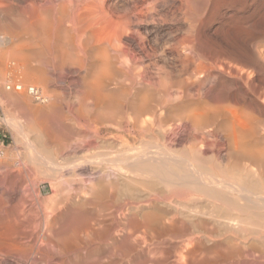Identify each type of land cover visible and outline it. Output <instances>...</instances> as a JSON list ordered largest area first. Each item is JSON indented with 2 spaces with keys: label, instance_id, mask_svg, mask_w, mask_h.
Returning <instances> with one entry per match:
<instances>
[{
  "label": "rangeland",
  "instance_id": "1",
  "mask_svg": "<svg viewBox=\"0 0 264 264\" xmlns=\"http://www.w3.org/2000/svg\"><path fill=\"white\" fill-rule=\"evenodd\" d=\"M91 20L95 22L97 20L104 24H102L104 31L98 48L87 37L88 30L92 29L93 23H95H89ZM105 20L107 23L104 22ZM0 36H4L6 39L5 43L0 44V51H6V60L0 65V143L3 142L4 149V156H0V204L2 205H0V220L3 219L0 221V232L2 233L0 235L3 236H0V264H128V261L129 263L132 261L130 264H137L141 257H144L142 259L145 264H166L167 262V264H174L176 261L175 264H180L182 260L183 264H197L196 260H191L188 256L183 259L178 257L180 254L186 255L185 249L181 250L180 247L184 240H175L172 237L177 236L174 233L181 230L172 223L183 219L180 212L186 211L187 207L180 194L184 188L172 183L171 179L163 178L164 176L141 174L139 166L128 162V157H133L141 149V151L153 150L155 147L159 148L160 145L161 149L164 147L167 151L184 157L202 169L231 179V181L235 179L234 183L264 194V164H253L250 159L236 152L231 132L234 126L240 124L241 119L244 120L241 122V125L244 124V126L256 123L253 140L257 147L264 149V130L261 132L264 129V100L263 96L258 98L259 95H264V91H262L264 89V83L262 84L264 81V64L262 65L264 60L262 63L260 62V59L264 57V0H0ZM14 44L16 47L19 45L20 48H15ZM253 48L257 54L254 53ZM14 49H16V52L13 51L15 54L12 52ZM94 49L107 55L110 63L103 77L105 84L103 94L108 96L106 100L96 98L93 94L90 95L86 87L90 80L95 79V74H97L95 71H98L99 60L93 56ZM261 50L263 51L261 52ZM203 52H206L207 56L204 55V57ZM22 53L24 55H21ZM258 54L259 57H263H257ZM237 55L240 56L237 57ZM186 59L188 62H183ZM216 59L217 64L213 65L214 68L204 67L202 69L205 71L200 72L202 69L199 67H202V63L208 62L207 64L210 65ZM195 61L197 63L200 61L198 66ZM219 61L241 65L244 68L250 67V70L254 69V82L248 85L236 77H231L228 72H222L216 67L220 63ZM248 61L250 62L249 66ZM188 66L192 68L190 69ZM189 72H195L197 75L193 73L191 84L190 79L189 81L186 79ZM177 74L179 77L181 75L179 82L176 80ZM182 75H184V79ZM258 77L262 78L259 80ZM182 80L186 81L182 82ZM214 80H218L217 83ZM14 83H22L24 88L28 85L38 87L42 94L46 95L47 100L37 101L26 93L24 88L14 89L12 87ZM231 84H235V86ZM7 85H11V88L7 89ZM190 86L193 88L189 91ZM203 86L207 89L204 90ZM261 87H263L262 90ZM217 89L221 91H217ZM225 89H227V94ZM258 89L261 91L259 92ZM180 92L181 94H178ZM211 93H215L216 96L214 95L213 98ZM210 94L211 96H209ZM225 94L228 97L233 94V97L228 98ZM201 95L203 98H198ZM143 97H146L148 101L145 98L146 102L140 106L139 101ZM253 100L256 102L254 105ZM212 101L214 103L217 101L219 104L223 102L222 104L226 107L229 105L230 109L235 110H232V113L236 114V117L231 115V111L230 115L233 118L241 119L230 118L231 149L225 138L226 131L221 129L216 134L221 138L216 137L217 141H220L219 153L201 155L196 150L190 149L194 144L190 136L193 132L202 133V130L194 128L186 115L199 106L212 105ZM257 105H261L262 109ZM256 108L257 111L254 110ZM106 110L109 111L106 112ZM153 110L156 115L163 117L161 124L154 118ZM163 112L165 113L162 114ZM256 112L262 115L259 116ZM106 114L110 116L114 114L115 118L112 119ZM134 114L135 116H131ZM170 114L174 116L172 117ZM179 114L182 116H176ZM176 121L180 123L177 124ZM141 124L144 131L139 134L138 129ZM165 125L167 126L165 127ZM258 125L263 128H259ZM18 127L20 128L18 129ZM203 130L205 131V129ZM181 133L183 134L179 135ZM178 136L180 138L182 136L183 140H179ZM165 137L168 138L165 139ZM75 138L79 140L77 141ZM93 138L96 139V142ZM176 139L179 140V143L174 141ZM44 140L46 141L44 142ZM185 142L189 143L185 144ZM30 143L33 147L29 145ZM148 145L149 149L146 148ZM34 146H37V149ZM61 150L65 152L63 153ZM59 153L61 156H58ZM110 153L113 156L109 155ZM216 154L220 157L218 158ZM38 155L39 157H37ZM41 156L47 158L51 163L42 160L40 162ZM105 160L111 163L108 161L107 163ZM113 160L118 163H114ZM62 162L65 165H60ZM113 166L115 168H112ZM132 168H136L138 172L135 169L132 171ZM54 173L55 175H53ZM59 174L63 176L61 177ZM75 177L77 179H74ZM115 197L116 201H114ZM107 203L110 204L107 205ZM211 205H215L214 208L219 212H227L230 215L238 214L244 219L246 225L242 223L241 230L230 229L232 231L230 233L227 229L211 224L209 228L212 226V229L215 228L217 232H222L216 233L211 243L208 242V244L228 240L230 248H241L247 255L237 260L238 262L226 264H240L241 262V264H264V207L238 202L231 193L230 199L226 201L215 199ZM156 208L164 211L166 222L164 218L163 222L170 226L168 232L171 234L166 233L159 238L154 235L152 240L146 229L133 228L129 221L135 217L140 219L144 213ZM69 217L73 219H69ZM45 219L47 220L45 221ZM65 220L66 223H64ZM124 224L127 225V231ZM154 230L160 231L159 228ZM234 230L238 233L237 235H235L236 232L233 233ZM126 233L131 236L128 237ZM124 234L127 236H123ZM164 238L166 244L164 243L163 247L167 245L171 252L166 251L167 246L162 248L164 251L159 247V249L149 250L156 248L152 244H159V239H163L164 242ZM145 239L148 242H144ZM7 240L12 241L8 242ZM14 241L20 242L14 243ZM35 241L39 242L35 243ZM19 243H21L20 248ZM171 243H174L175 246L173 247L174 244ZM9 244L10 246H8ZM42 244L44 246H41ZM49 244L52 247H49ZM141 247L143 248L141 249ZM28 248L32 250L30 251ZM49 248L52 249V252H57L52 253ZM26 249L29 251L26 252ZM154 250H158L156 255L149 252ZM44 251L50 253L44 254ZM39 253L44 257L46 255V260ZM200 253L203 254L201 251L196 252L197 258L198 255H201ZM48 254L50 258H48ZM164 255L166 256L160 259ZM62 257L63 259H61Z\"/></svg>",
  "mask_w": 264,
  "mask_h": 264
},
{
  "label": "bare ground",
  "instance_id": "2",
  "mask_svg": "<svg viewBox=\"0 0 264 264\" xmlns=\"http://www.w3.org/2000/svg\"><path fill=\"white\" fill-rule=\"evenodd\" d=\"M89 4V3H88ZM62 7H64V6H62ZM60 9V8H59ZM90 9V8H89ZM63 10H64V8H63ZM61 11V10H60ZM102 12V11H101ZM98 14H101V13H98ZM92 15V14H91ZM101 16V15H100ZM95 17V16H94ZM99 17V16H98ZM100 18V17H99ZM93 19V18H92ZM101 19V18H100ZM103 19H104V17H103ZM103 21V20H102ZM93 22H95V21H93V20H91L89 23H93ZM104 22H106V20L104 21ZM88 23V22H87ZM107 23V22H106ZM102 24L103 23H101V22H99V21H97L96 20V22L95 23H93V28L92 29H89L88 31H89V33H88V40H92L91 42L92 43H94V44H96V45H94L95 47H99V42L101 41V37H102V33H103V31H104V28L102 27ZM41 25H44V24H41ZM92 25V24H91ZM104 25V24H103ZM87 26H89V25H87ZM45 27V26H44ZM257 32V31H256ZM259 33H261V32H259ZM258 33V34H259ZM65 35V34H64ZM5 38H4V36H0V42H1V44H3V43H5ZM92 45V44H91ZM12 46V45H11ZM14 46H15V48H20L19 47V45H17V47H16V44H14ZM248 47V46H247ZM246 47V48H247ZM12 48H14V47H12ZM17 48V49H18ZM11 49V48H10ZM21 50V49H20ZM259 50V49H258ZM257 50V52H259ZM11 51V50H10ZM13 51H15L16 52V49H14V50H12V52ZM253 51H254V48H253ZM263 50H261V52H262ZM7 52H9V51H7ZM19 52V51H18ZM95 52V53H94ZM98 52V53H97ZM256 52V50L254 51V53ZM260 52V53H261ZM14 53V52H13ZM93 56H94V58L95 59H97V60H99V63H98V71H95L97 74H95V79H93V80H90L89 82H88V84H87V90H88V93H90V95L91 94H93L96 98H103L104 100H106L107 98H108V96L106 95V94H103V90H104V88H105V84H104V82H103V77H104V72L108 69V67H109V65H110V63H109V59H108V57H107V55H105L103 52H101V51H96V49H94L93 50ZM97 53V54H96ZM206 53V52H205ZM205 53L203 52V56L205 55ZM251 53H253L252 51H251ZM264 53V52H263ZM263 53H261V55H263ZM8 54V53H7ZM12 54V53H11ZM10 54V55H11ZM15 54V53H14ZM13 54V55H14ZM16 54H18L19 55V53H16ZM96 54V55H95ZM207 54H209V53H207ZM213 54V53H212ZM215 54V53H214ZM219 54V53H218ZM236 54V53H235ZM255 54H257V53H255ZM21 55H24L23 53L21 54ZM200 55V54H199ZM211 55V54H210ZM209 55V56H210ZM231 55H233L234 56V54H231ZM15 56V55H14ZM17 56V55H16ZM187 56V55H186ZM194 56V55H193ZM196 56H197V54H196ZM205 56H207V55H205ZM204 56V57H205ZM216 56H217V54H216ZM215 55H214V57H216ZM233 56H230V57H233ZM238 56H240V55H237V57ZM256 56V55H255ZM5 57H6V51H0V65L2 64V63H4V60H6L5 59ZM195 57V56H194ZM197 57H199V56H197ZM202 57V56H201ZM204 57H202V58H204ZM218 57V56H217ZM257 57H259V54L257 55ZM260 57H263V56H260ZM259 57V58H260ZM189 58V57H188ZM191 58V57H190ZM200 58V57H199ZM199 58H198V60H199ZM211 58V57H210ZM212 58H213V55H212ZM226 58H227V56H226ZM241 58H242V56H241ZM259 58H257V59H259ZM183 59V58H182ZM185 59V58H184ZM206 59V58H205ZM209 59V58H208ZM207 59V60H208ZM221 59V58H220ZM220 59H218V60H220ZM236 59V58H235ZM240 59V58H239ZM245 59V58H244ZM247 59V58H246ZM188 59H186V60H183V62L184 61H186V63L188 62L187 61ZM192 60V59H191ZM190 60V61H191ZM195 60H196V57H195ZM213 60V59H212ZM222 60V59H221ZM242 60H243V58H242ZM241 60V61H242ZM248 60V59H247ZM251 60H253V59H251ZM261 61V63H262V61L264 60V57L262 58V59H260ZM189 61V62H190ZM200 61H201V59H200ZM200 61H198V63L200 62ZM245 61V60H244ZM244 61H242V62H244ZM254 61V60H253ZM258 61V60H257ZM256 61V62H257ZM196 62V61H195ZM203 62H205V61H203ZM207 62V61H206ZM212 62V61H211ZM220 62V61H219ZM223 62H224V60H223ZM223 62H220L216 67H218L220 70H222V72L223 71H226V72H228L229 74H230V76L232 77H236V78H238L239 80H241V81H243L244 83H246V84H250V83H253L254 82V80L255 79H253V68H252V66H251V69H253V70H250L248 67L247 68H244V67H241V65H236V64H233V63H231V64H227V62H225V63H223ZM235 62V61H234ZM247 62V61H246ZM245 62V63H246ZM185 63V64H186ZM197 63V62H196ZM198 63H197V66H198ZM208 63V62H207ZM206 63V64H207ZM250 62L248 61V66L250 65L249 64ZM258 63H259V61H258ZM184 64V65H185ZM206 64H203L202 63V67H199V68H204V67H206V68H212L213 67V65H216L217 64V59H216V61H213V63H210V65H206ZM240 64V63H239ZM246 64V65H247ZM251 64H253V66H254V63L253 62H251ZM256 64V63H255ZM264 64V62L262 63V65ZM192 65H194V64H192ZM257 65V64H256ZM186 66V65H185ZM190 69L192 68V67H190V66H188ZM215 67V68H216ZM255 67V66H254ZM263 67V66H262ZM194 68V67H193ZM196 68V67H195ZM214 68V67H213ZM182 69V68H181ZM257 69H258V67H257ZM186 70L188 71V69L186 68ZM198 70V69H197ZM196 70V71H197ZM207 71H208V69H206ZM219 70V71H220ZM190 71V70H189ZM195 71V70H194ZM195 71V72H196ZM205 70L204 69H202V70H200V72H204ZM216 71H218V70H216ZM257 71V70H256ZM195 72H193L195 75H196V73ZM199 72V71H198ZM209 72V71H208ZM222 72H220V73H222ZM180 73L182 74V72L180 71ZM190 73V72H189ZM193 73L191 72L189 75H188V78H186L188 81H189V79H190V81H191V78L193 79ZM213 73V72H212ZM215 73V72H214ZM257 73V72H256ZM206 74V73H205ZM209 74V73H208ZM259 74H260V72H259ZM178 75V74H177ZM177 75L175 76V78L177 77ZM185 75V74H184ZM184 75H182V78L184 79L185 77H183ZM202 75V74H201ZM210 75V74H209ZM218 75H219V73H218ZM197 76V75H196ZM211 76V75H210ZM209 76V77H210ZM212 76H213V74H212ZM226 76V75H225ZM255 76V75H254ZM258 76V75H257ZM261 76H262V74H261ZM180 77H181V75H180ZM180 77H179V75H178V78L176 79L177 80V82H179L178 80H181L180 79ZM229 77V76H228ZM264 77V76H263ZM206 78V77H205ZM217 78H219V77H217ZM221 78V77H220ZM223 78V77H222ZM262 78V77H261ZM261 78H259L258 77V79L260 80ZM197 79V78H196ZM208 79V78H207ZM210 79V78H209ZM208 79V80H209ZM211 79H212V77H211ZM210 79V80H211ZM226 79V78H225ZM229 79V78H228ZM232 79V78H231ZM32 80V79H31ZM139 80V79H138ZM176 80H175V82H176ZM219 80V79H218ZM217 80V81H218ZM227 80V79H226ZM186 81V80H185ZM185 81H183L182 80V82H185ZM193 81V80H192ZM192 81L190 82V84L192 83ZM214 81H216V80H214ZM214 81H211V82H214ZM217 81H216V83H217ZM262 81V80H261ZM29 82V81H28ZM207 82V81H206ZM227 82V81H226ZM229 83H230V80L228 81ZM232 82V81H231ZM260 82V81H259ZM149 83L151 84V82L149 81ZM174 83V82H173ZM181 83V82H180ZM179 83V84H180ZM221 83V82H220ZM234 83H235V81H234ZM264 83V81L262 82V84ZM17 84H19V85H22V89L24 88V86H23V84L22 83H14L13 85H12V87L14 88V85H17ZM148 84V83H147ZM205 84V83H204ZM207 84V83H206ZM209 85H210V82L208 83ZM214 84V83H213ZM218 85V84H217ZM217 85H215V86H217ZM232 85V84H231ZM230 85V86H231ZM234 86H235V84H233ZM232 85V86H233ZM238 85V84H237ZM254 85V84H253ZM11 86V85H10ZM10 86H9V88H10ZM28 86H34V85H28ZM28 86H26L24 89H25V91H26V88H28ZM208 86V85H207ZM222 87H227V86H223V85H221ZM221 86H219V88L221 87ZM229 86V87H230ZM256 86H258V87H260L259 85H256ZM263 86V85H262ZM35 88H37V89H39L38 87H36V86H34ZM148 87H149V85H148ZM195 87V86H194ZM213 87V86H212ZM251 87H253V86H251ZM258 87H256V88H258ZM264 87V86H263ZM263 87H261V90L263 89ZM193 88V87H192ZM191 88V86H190V88H189V91H190V89H192ZM204 90L205 89H207V87L206 88H204V86L202 87ZM201 88V89H202ZM209 88H211V87H209ZM213 88H215V87H213ZM218 88V87H217ZM233 89H235L234 87H232ZM15 89V88H14ZM221 89V88H220ZM219 89V90H220ZM241 89V88H240ZM245 89V88H244ZM248 90H249V88H247ZM252 89V88H251ZM40 90V89H39ZM105 90H107V89H105ZM156 90V89H155ZM215 90V89H214ZM213 90V91H214ZM218 89H217V91H219ZM226 90V94H227V89H225ZM232 90V89H231ZM242 90V89H241ZM240 90V91H241ZM259 90V92L261 91L260 89H258ZM257 90V91H258ZM135 91V90H134ZM221 91V90H220ZM239 91V90H238ZM250 91H252V90H250ZM256 91V90H255ZM254 91V92H255ZM256 91V92H257ZM262 91H264V89L262 90ZM179 92V91H178ZM191 92H193V91H191ZM195 92V91H194ZM210 92V91H209ZM225 92V91H224ZM234 92V91H233ZM254 92H253V94H254ZM258 92V93H259ZM26 93H27V91H26ZM42 93V92H41ZM145 93H147V92H145ZM156 93V92H155ZM198 93V92H197ZM207 93V92H206ZM205 93V94H206ZM215 93H217L216 91H215ZM215 93H211V94H213V98H214V95H215ZM236 93H238V92H236ZM235 93V94H236ZM241 93V92H240ZM246 93V92H245ZM178 94H181V92L180 93H178ZM195 94V93H194ZM202 94H204V93H202ZM209 94V93H208ZM211 94L209 95V96H211ZM225 94V95H226ZM230 94V93H229ZM234 94V95H235ZM239 94V93H238ZM237 94V96L239 97V95ZM252 94V93H251ZM251 94H249L250 95V97H251ZM260 94V93H259ZM258 94V95H259ZM262 94H263V92H262ZM133 95V94H132ZM144 95V93L142 94V96ZM147 95V94H146ZM196 95V94H195ZM194 95V96H195ZM199 95H200V92H199ZM198 95V96H199ZM207 95V94H206ZM218 95V94H217ZM220 95H223V94H220ZM233 95V94H232ZM231 95V97H228L227 95V97L228 98H232L233 96ZM31 96V95H30ZM43 96H44V98H46V100H47V97H46V95H44L43 94ZM197 96V97H198ZM204 96V95H203ZM208 96V95H207ZM216 96V95H215ZM243 96V95H242ZM245 96V95H244ZM246 96H248L247 94H246ZM253 96V95H252ZM261 96H263V100H264V95H259V97L258 98H260ZM201 97H202V95L200 96V97H198V98H200L201 99ZM211 97V98H212ZM218 97V96H217ZM223 97V96H222ZM255 97H256V94H255ZM254 97V98H255ZM86 98V97H85ZM146 98V97H145ZM145 98L143 97V98H141L140 99V106H142L143 105V103L144 102H146V100H147V98H146V100H145ZM157 98V97H156ZM161 98V97H160ZM203 98V97H202ZM219 98V97H218ZM226 98V97H225ZM237 98V97H236ZM262 98V97H261ZM235 99V98H234ZM237 99H239L240 100V98H237ZM253 99V98H252ZM251 99V100H252ZM45 100V101H46ZM88 100V99H87ZM145 100V101H144ZM216 100V99H215ZM230 100V99H229ZM244 100V99H243ZM242 100V101H243ZM247 100V99H246ZM245 100V101H246ZM261 100V99H260ZM148 101V100H147ZM167 101V100H166ZM218 101V100H217ZM217 101L214 103L213 101V104L212 105H210V104H205L204 106H199V107H197L196 109H194L193 111H190L189 113H188V115H186L187 116V119H188V121L190 122V124L194 127V128H196L197 130H202V133H194L193 132V134L190 136V139L191 140H193V142H194V144L190 147V149L191 150H196L199 154H201V155H204V154H207V153H213V154H215L214 152H217V153H219L218 151L220 150L219 149V144H220V141L218 142L217 141V138L216 137H218V136H216V134H217V132L219 131V130H221V129H223V130H225L226 131V133H225V138L228 140V142H229V147H230V118H233L232 116H235L236 117V114L234 115L232 112V110H234V109H230V107H229V105H227V107L226 106H224L222 103L223 102H221V104H219V103H217ZM231 101V100H230ZM238 101V100H237ZM241 101V100H240ZM244 101V102H245ZM250 101V100H249ZM254 101V100H253ZM256 101H258V100H256ZM44 102V101H43ZM173 102V101H172ZM248 102V101H247ZM259 102V101H258ZM260 102H262V101H260ZM264 102V101H263ZM180 103V102H179ZM234 103V102H233ZM239 103H241V102H239ZM252 103V102H251ZM256 102L254 101V103H253V105L255 104ZM155 104V103H154ZM172 104V103H171ZM245 104V103H244ZM243 104V105H244ZM240 105H242V104H240ZM257 106H259V105H257ZM103 107V106H102ZM152 107V106H151ZM154 107V106H153ZM229 107V108H228ZM253 107V106H252ZM256 107V106H255ZM262 106L260 105L259 106V108H261ZM141 108V107H140ZM160 108V107H159ZM258 108V107H257ZM257 108L256 109H254V110H256L257 111ZM258 108V109H259ZM161 109V108H160ZM262 109V108H261ZM264 109V108H263ZM63 111V110H62ZM107 111H109V110H106V112ZM160 111V110H159ZM230 111H231V115H230ZM235 111V110H234ZM259 111H260V109H259ZM99 112V111H98ZM238 112V111H237ZM260 112H262V111H260ZM263 112H264V110H263ZM73 113V112H72ZM100 113H102V112H100ZM103 113H105V112H103ZM113 113V112H112ZM158 113V112H157ZM160 113H161V111H160ZM165 112H163L162 114H164ZM174 113V112H173ZM236 113V112H235ZM181 114V113H180ZM176 115V116H182V115ZM185 114H187V113H185ZM256 114H259V113H257L256 112ZM100 115V114H99ZM107 115V114H106ZM109 115V114H108ZM107 115V116H108ZM114 115V114H113ZM112 115V116H113ZM145 115V114H144ZM170 115H172V114H170ZM184 115V114H183ZM260 115H262V114H259V116ZM73 116V115H72ZM110 116V115H109ZM112 116H110L112 119L113 118H115L114 116L112 117ZM131 116H135V114L134 115H131ZM153 116H154V118L159 122V124H161L162 122H163V117L161 116V115H156V113H155V110H153ZM174 115H172V117H173ZM176 116H175V118H176ZM231 116V117H230ZM238 116V115H237ZM103 117V116H102ZM106 117V116H105ZM138 117V116H137ZM178 117H177V119H178ZM233 118V119H236V118ZM262 117V116H261ZM73 118V117H72ZM131 118V117H130ZM140 118V117H139ZM147 118V117H146ZM152 118V117H151ZM182 118V117H181ZM112 119H111V122H112ZM173 119V118H172ZM177 119H175V120H177ZM241 119V118H240ZM240 119H236V120H240ZM142 120V119H141ZM154 120V119H153ZM243 119H241V122H243L242 121ZM261 120V119H260ZM66 121V120H65ZM96 121V120H95ZM140 121V120H139ZM184 121V120H183ZM182 121V122H183ZM185 121H186V117H185ZM16 122V121H15ZM54 122V121H53ZM152 123H154L153 121H151ZM150 122V123H151ZM177 122V121H176ZM179 122V121H178ZM178 122H177V124H178ZM239 122V121H238ZM241 122H239L240 124L238 125L237 124V126H234L231 130V132L233 133V144H234V149H235V151L236 152H238L239 154H241V155H243L244 157H246V158H248V159H250L251 161H252V163L253 164H256V163H259V164H261V165H263L264 164V149L263 148H259V147H257L256 145H255V142H254V140H253V137H254V132H255V130H256V127H257V125H256V123H252V124H250V125H245L244 126V124L243 125H241ZM251 122V121H250ZM55 123V122H54ZM139 123H141V122H139ZM169 123H171V122H169ZM180 123V122H179ZM186 123V122H185ZM233 123H234V121L232 122V125H233ZM13 124V123H12ZM172 124V123H171ZM176 124V125H177ZM15 125V124H14ZM54 125V124H53ZM106 125V124H105ZM113 125V124H112ZM123 125V124H122ZM140 125V124H139ZM156 125V124H155ZM174 125V124H173ZM172 125V126H173ZM183 125H184V123H183ZM186 125V124H185ZM231 125V126H232ZM19 126V125H18ZM55 126H56V124H55ZM129 126H131V125H129ZM167 125H165V127H166ZM168 126H169V124H168ZM181 126V125H180ZM189 126V125H188ZM258 126H260V125H258ZM57 127H58V125H57ZM104 127V126H103ZM102 127V128H103ZM115 127V126H114ZM174 127H176V126H174ZM187 127V126H186ZM262 126H260L259 128H261ZM264 127V126H263ZM262 127V128H263ZM20 127H18V129H19ZM59 128V127H58ZM57 128V129H58ZM89 128H90V126H89ZM139 128L140 129H138L139 130V134H142L143 133V131H144V129L142 128V124H141V127L139 126ZM151 128V127H150ZM171 128V127H170ZM184 128H185V126H184ZM189 128V127H188ZM46 129V128H45ZM50 129V128H49ZM110 129V128H109ZM165 129V128H164ZM175 129H177V128H175ZM174 129V130H175ZM181 128L179 127V130H180ZM189 129H191V128H189ZM203 129H205V131L203 130ZM118 130V129H117ZM124 130V129H123ZM159 130V129H158ZM157 130V131H158ZM192 130V129H191ZM263 130L264 129H262V131H261V129H260V131L261 132H263ZM58 131H59V129H58ZM104 131V130H103ZM156 131V132H157ZM192 131H194V130H192ZM204 131V132H203ZM46 132V131H45ZM60 132V131H59ZM99 132H101V131H99ZM152 132V131H151ZM159 132V131H158ZM171 132V131H170ZM174 133H175V131H173ZM172 132V134H174ZM260 132V133H261ZM63 133V132H62ZM79 133H80V131H79ZM178 133V132H177ZM96 134V133H95ZM101 134V133H100ZM149 134V133H148ZM169 134V133H168ZM183 133H181V134H179V135H182ZM45 135V134H44ZM57 136H58V134H56ZM55 135V136H56ZM68 135V134H67ZM119 135V134H118ZM170 135V134H169ZM186 135H188V134H186ZM189 135H190V133H189ZM188 135V136H189ZM259 135V134H258ZM263 135V134H262ZM93 136V135H92ZM91 136V137H92ZM129 136V135H128ZM168 136V135H167ZM220 136V135H219ZM46 137V136H45ZM47 137H48V135H47ZM87 137V136H86ZM127 137V136H126ZM160 137H161V133H160ZM170 137V136H169ZM173 137V136H172ZM179 137V136H178ZM67 138V137H66ZM79 138V137H78ZM168 137H165V139H167ZM171 138V137H170ZM175 138V137H174ZM187 138V137H186ZM189 138V137H188ZM219 138V137H218ZM52 139V138H51ZM74 139V138H73ZM73 139H71V140H73ZM76 140H77V138H75ZM82 139V138H81ZM80 139V140H81ZM94 139V138H93ZM162 139V138H161ZM219 139H221V138H219ZM79 140V139H78ZM77 140V141H78ZM83 140V139H82ZM87 140V139H86ZM96 139H94V141H95ZM169 140V139H168ZM173 140V139H172ZM171 140V141H172ZM177 140V139H176ZM174 140L175 142H178L179 140H183V137L181 136V138L179 137V140ZM189 140V139H188ZM191 140H190V142H191ZM39 141H41V140H39ZM46 140H44V142H45ZM76 141V142H77ZM125 141V140H124ZM223 141V140H222ZM69 142V141H68ZM86 142V141H85ZM96 142V141H95ZM167 143L169 142V141H166ZM181 142V141H180ZM184 142V141H183ZM28 143H29V141H28ZM27 143V144H28ZM64 143V142H63ZM70 143V142H69ZM87 143V142H86ZM85 143V144H86ZM89 143V142H88ZM140 143V142H139ZM179 143V142H178ZM189 143V142H188ZM188 143H186L185 142V144H188ZM222 143H224V142H222ZM221 143V144H222ZM36 144H39V143H36ZM97 144V143H96ZM31 147H33L32 146V143H30L29 144ZM29 145H28V147H29ZM40 145V144H39ZM48 145V144H47ZM50 145V144H49ZM89 145V144H88ZM102 145V144H101ZM109 145V144H108ZM159 145V144H158ZM163 145V144H162ZM224 145H225V143H224ZM70 146V145H69ZM81 146V145H80ZM97 146V145H96ZM139 146V145H138ZM151 146H152V144H151ZM166 146V145H165ZM221 146V145H220ZM64 147V146H63ZM140 147V146H139ZM141 147H142V145H141ZM146 147V146H145ZM149 147V145L146 147L147 149H149L148 148ZM162 147V146H161ZM224 147V146H223ZM232 147V146H231ZM231 147H230V149H231ZM34 148L35 149H37V146H34ZM47 148V147H46ZM76 148V147H75ZM90 148H91V146H90ZM134 148H135V146H134ZM150 148H152V147H150ZM49 149V148H48ZM68 149V148H67ZM72 149V148H71ZM224 149V148H223ZM225 149H226V147H225ZM70 150V149H69ZM75 150V149H74ZM79 150V149H78ZM78 150H76V151H78ZM109 150V149H108ZM142 150V149H141ZM140 150V152H137L136 153V155H133V157L132 156H129L128 157V155H131V154H128L127 156H125L126 158L128 157L129 159V161L128 162H130L131 164H135L136 166H139L140 167V170H139V168L137 167V169L140 171V173L141 174H145V173H148V175L149 174H152V175H154V176H156V177H162V176H164L163 178H168V179H171L172 181V183H175L176 185H178V186H181V187H183L182 189V191H180V194H181V197L183 198V201H184V203H186V205H187V207L185 208L186 209V211H182V212H180V215H181V217L183 218V219H181L180 221H178V222H174L173 221V225H176V226H178L181 230H179V232H175L174 234L175 235H177V236H172L173 238H175V240L176 239H182V240H184L183 241V243H181V245H180V247H181V250L182 249H185V251H186V255H179V254H176V255H179L178 257H181V259H183L184 257H186V256H188V257H190V259L191 260H196L197 261V264H226V263H231V262H235V261H237V260H239L240 258H243L244 256H247L246 255V253H244V250H241V248H230V241H228V240H226V241H220V242H214V243H212V244H208V242H210L211 243V241L213 240V237H215V235H216V233H218V232H222V231H218L217 232V230H215V228L214 229H212V226H211V228H209L210 226L209 225H211V224H214V225H216L217 227H221V228H224V229H227V230H229L230 231V229H240L241 227H242V223H244L245 224V222L243 221L244 219H242V217H240L238 214H236V215H230V213H227V212H219L217 209H215L214 208V206L213 205H211V203H214V201H215V199H221V200H223V201H226V200H228V199H230V193L234 196V198L238 201V202H244V203H251V204H253V205H255V206H258V207H264V194L263 193H261V192H258V191H255V190H251V189H249V188H247V187H245V186H243V185H241V184H237V183H234L235 181H233V180H235V179H233L232 181H231V179H227V178H225V177H221V176H219V175H217V174H215L214 172H211V171H207V170H205V169H202V168H200L199 166H197L195 163H193V162H191V161H189V160H187V159H185L184 157H182V156H180V155H178V154H174V153H171V152H169V151H167L164 147L161 149L160 148V145H159V148L158 147H155L153 150H146V151H141ZM62 151V150H61ZM75 151V152H76ZM130 151H131V149H130ZM135 151V150H134ZM225 151V150H224ZM63 152V151H62ZM65 152V151H64ZM63 152V153H64ZM72 152H73V150H72ZM82 152V151H81ZM104 152V151H103ZM128 152V151H127ZM136 152V151H135ZM61 153V152H60ZM58 154V156L60 155L61 156V154ZM62 153V154H63ZM68 153H69V151H68ZM77 153V152H76ZM112 153V152H111ZM109 154V155H112L113 156V154ZM119 153V152H118ZM118 153H116L117 155H118ZM129 153V152H128ZM221 153H222V151H221ZM37 154H38V152H37ZM54 154V153H53ZM70 154H71V152H70ZM78 154V153H77ZM105 154V153H104ZM114 154H115V152H114ZM135 154V153H134ZM67 155H69V154H67ZM73 155H74V153H73ZM73 155H71V156H73ZM108 155V154H107ZM116 155V156H117ZM124 155V154H123ZM208 155V154H207ZM0 156H4V152H3V150H1V153H0ZM63 156V155H62ZM65 156V155H64ZM216 156H218L217 154H216ZM37 157H39V155L37 156ZM68 157V156H67ZM131 157V158H130ZM220 156H218V158H219ZM41 159H39V161L41 162V160L42 161H44V162H47V163H51L50 161H48L47 160V158H44V157H40ZM63 158V157H62ZM95 158V157H94ZM125 158V159H126ZM217 158V159H218ZM223 158V157H222ZM49 159V158H48ZM61 159V158H60ZM59 159V160H60ZM79 159V158H78ZM83 159V158H82ZM89 159H92L91 157H89ZM107 159V158H106ZM113 159V158H112ZM111 159V160H112ZM116 159V158H115ZM73 160H75V159H73ZM87 160V159H86ZM109 160V159H108ZM108 160H105L106 162L108 161ZM121 160H122V158H121ZM216 160V159H215ZM219 160V159H218ZM223 160V159H222ZM36 161H38V160H36ZM72 161V160H71ZM124 162H126L125 160H123ZM220 161V160H219ZM224 161H225V158H224ZM63 162H65V161H63ZM63 162H62V164H60V165H65V164H63ZM67 162H68V160H67ZM84 162V161H83ZM86 162H88V161H86ZM109 162V161H108ZM107 162V163H108ZM113 162H114V160H113ZM112 162V163H113ZM115 162H117V161H115ZM114 162V163H115ZM118 162H119V159H118ZM117 162V163H118ZM221 162V161H220ZM53 163V162H52ZM56 163V162H55ZM66 163V162H65ZM73 163V162H72ZM77 163V162H76ZM91 163V162H90ZM95 163V162H94ZM109 163H111V162H109ZM222 163V162H221ZM221 163H219V165L221 164ZM229 163V162H228ZM36 164L38 165V163L36 162ZM43 164V163H42ZM54 164V163H53ZM82 164V163H81ZM92 164V163H91ZM104 164V163H103ZM127 164V163H126ZM125 164V165H126ZM39 165H40V163H39ZM44 165V164H43ZM69 165H70V162H69ZM72 165V164H71ZM83 165V164H82ZM87 165V164H86ZM222 165V164H221ZM229 165V164H228ZM42 166V165H41ZM57 166V165H56ZM59 166V165H58ZM75 166V165H74ZM73 166V167H74ZM79 166V165H78ZM81 166V165H80ZM115 166H116V164H115ZM248 166V165H247ZM45 167V166H44ZM51 167V166H50ZM52 167H53V165H52ZM60 167V166H59ZM90 167V166H89ZM250 167V166H249ZM66 168V167H65ZM67 168H69V167H67ZM71 168V167H70ZM75 168H76V166H75ZM84 168V167H83ZM83 168H82V170H83ZM112 168H115L114 166L112 167ZM111 168V169H112ZM252 168H253V166H252ZM54 169V168H53ZM58 169V168H57ZM85 169H86V167H85ZM84 169V170H85ZM119 169V168H118ZM129 169V168H128ZM135 169V171H137L136 170V168H134ZM133 168H132V171L134 170ZM59 170V169H58ZM57 170V171H58ZM63 170V169H62ZM71 170V169H70ZM75 170V169H74ZM78 170V169H77ZM81 170V171H82ZM88 170V169H87ZM103 170V172H104V169H102ZM130 170H131V168H130ZM253 170V169H252ZM60 171V170H59ZM79 171V170H78ZM98 171V170H97ZM112 171V170H111ZM115 171V170H114ZM119 171V170H118ZM232 171V170H231ZM75 172V171H74ZM77 172V171H76ZM109 172V171H108ZM121 172V171H120ZM138 172V171H137ZM240 172V171H239ZM102 173V172H101ZM100 173V174H101ZM105 173H106V171H105ZM104 173V174H105ZM113 173V172H112ZM118 173V172H117ZM139 173V174H140ZM231 173V172H230ZM64 174V173H63ZM110 174V173H109ZM256 174V173H255ZM53 175H55V173L53 174ZM60 175V174H59ZM68 175V174H67ZM77 175H80V174H77ZM76 175V176H77ZM87 175V174H86ZM85 175V176H86ZM108 175V174H107ZM239 175V174H238ZM237 175V176H238ZM241 175V174H240ZM239 175V176H240ZM61 176V175H60ZM63 176V175H62ZM61 176V177H62ZM83 176V175H82ZM103 176V175H102ZM243 176V175H242ZM90 177V176H89ZM107 177V176H106ZM109 177V176H108ZM83 178V177H82ZM74 179H77L76 177L74 178ZM90 179V178H89ZM107 179V178H106ZM123 179V178H122ZM159 179V178H158ZM161 179V178H160ZM12 180H14V179H12ZM73 180V179H72ZM84 180V179H83ZM88 180V179H87ZM129 180V179H128ZM89 181V180H88ZM127 181V180H126ZM79 182V181H78ZM82 182H84V181H82ZM81 182V183H82ZM119 182V181H118ZM165 182V181H164ZM167 182V181H166ZM168 182H169V180H168ZM88 183V182H87ZM53 185V184H52ZM52 185H51V187H52ZM79 185H80V183H79ZM54 186V185H53ZM89 186V185H88ZM97 187V186H96ZM118 187H121V186H118ZM139 187V186H138ZM259 187V186H258ZM53 188V187H52ZM90 188V187H89ZM88 188V189H89ZM144 188V187H143ZM143 188H142V190H143ZM85 189V188H84ZM83 189V190H84ZM92 189V188H91ZM118 189V188H117ZM141 189V188H140ZM126 190V189H125ZM185 190V191H184ZM117 191V190H116ZM120 191V190H119ZM82 192V191H81ZM84 192H85V190H84ZM118 192V191H117ZM116 192V193H117ZM122 192H124L123 191V189H122ZM130 192H132V191H130ZM138 192V191H137ZM143 192V191H142ZM159 193L161 192V191H158ZM133 193H135L134 191H133ZM140 193V192H139ZM118 194V193H117ZM117 194H116V197H118L117 196ZM123 194V193H122ZM83 195H84V193H83ZM120 195V194H119ZM85 196V195H84ZM115 196V195H114ZM121 196V195H120ZM124 196V195H123ZM137 196H139V195H137ZM156 196V195H155ZM86 197H87V195H86ZM109 197V196H108ZM116 197H115V199H114V201H116ZM125 197V196H124ZM144 197V196H143ZM142 197V198H143ZM83 198V197H82ZM123 198V197H122ZM121 198V200H124V199H122ZM108 199V198H107ZM119 199V198H118ZM138 199H139V197H138ZM152 199V198H151ZM83 200H85V198H83ZM120 200V201H121ZM158 201V200H157ZM2 203H3V201H1ZM81 202V201H80ZM133 203V202H132ZM110 204V203H109ZM108 203H107V205H109ZM116 204H117V202H116ZM134 204V203H133ZM137 204V203H136ZM217 204V203H216ZM1 205V204H0ZM115 205V204H114ZM135 205V204H134ZM159 205V204H158ZM2 206V205H1ZM176 206V205H175ZM77 207V206H76ZM179 207H181V206H179ZM79 208V207H78ZM115 208V207H114ZM173 208V207H172ZM53 209V208H52ZM97 209V208H96ZM124 209H125V206H124ZM150 209V208H149ZM55 210V209H54ZM58 210V209H57ZM146 210V209H145ZM179 210V209H178ZM95 211V210H94ZM140 211V210H139ZM142 211H144V210H142ZM141 212V211H140ZM164 211L161 209L160 210V208H156V209H154L153 211H149V212H146V213H144L143 214V216L142 217H140V219H137L136 217L135 218H132V219H130V221L129 222H131V224L130 225H132V227L133 228H139V227H142V228H144V229H146L147 230V233L149 234V236H151V237H149L150 239H152L153 240V237H154V235L155 236H157L158 238H159V236H161V235H163V234H166V233H169L168 232V229H169V227L170 226H168V225H166V224H164V222H163V218L165 217V215H164V213H163ZM47 213H48V211H47ZM130 213V212H129ZM138 213V212H137ZM136 213V214H137ZM179 214V213H178ZM55 215V214H54ZM110 216H111V214H109ZM130 215V214H129ZM132 215V214H131ZM48 216V215H47ZM53 216V215H52ZM51 216V217H52ZM73 216V215H72ZM58 217V216H57ZM92 217V216H91ZM100 217V216H99ZM128 217V216H127ZM127 217H126V219H127ZM138 217V216H137ZM48 218H49V216H48ZM53 218H54V216H53ZM73 219L72 217H69V219ZM114 218V217H113ZM180 218V217H179ZM50 219V218H49ZM77 219V218H76ZM1 220H3L2 218H1ZM0 220V221H1ZM5 220V219H4ZM47 219H45V221H46ZM67 220V219H66ZM66 220H65V222L64 223H66ZM81 220L83 221V219L81 218ZM80 220V221H81ZM96 220V219H95ZM98 220V219H97ZM78 221V220H77ZM127 221V220H126ZM164 221H165V218H164ZM113 222V221H112ZM166 222V221H165ZM68 223V222H67ZM71 223V222H70ZM77 223V222H76ZM92 223V221L90 222V224ZM110 223V222H109ZM170 223V222H169ZM73 224V223H72ZM126 224V223H125ZM125 224H124V226H125ZM243 224V225H244ZM2 225H4L3 224V222H2ZM68 226H69V223L67 224ZM66 225V226H67ZM246 225V224H245ZM1 226V225H0ZM45 226H46V224L44 225V228H45ZM59 226V225H58ZM65 226V225H64ZM127 226V225H126ZM126 226H125V229H126ZM215 226V227H216ZM7 226H5V228H6ZM60 227V226H59ZM70 227V226H69ZM68 227V228H69ZM96 227V226H95ZM101 227V226H100ZM113 227V226H112ZM117 227V226H116ZM2 228V227H1ZM156 228H159L160 229V231L159 230H154V229H156ZM7 229V228H6ZM61 229V228H60ZM91 229V228H90ZM120 229V228H119ZM124 229V230H125ZM128 229V228H127ZM127 229H126V231H127ZM45 230V229H44ZM62 230V229H61ZM84 230H86V229H84ZM112 230V229H111ZM120 230H122V228L120 229ZM227 230L225 231L226 233H227ZM233 231V233L234 232H236V231ZM241 230V229H240ZM239 230V232H241ZM43 231V230H42ZM47 231V230H46ZM49 231V230H48ZM57 231V230H56ZM87 231V230H86ZM110 231V230H109ZM130 231V230H129ZM129 231H128V233H129ZM165 231V232H164ZM167 231V232H166ZM229 231H228V233H229ZM245 231V230H244ZM12 232V231H11ZM53 232H54V230H53ZM58 232V231H57ZM90 232H92V231H90ZM124 232V231H123ZM232 231H230V233H231ZM1 233V232H0ZM4 233V232H3ZM25 233V232H24ZM23 233V234H24ZM87 233V232H86ZM120 233V232H119ZM122 233V232H121ZM128 233H126V234H128ZM133 233V232H132ZM154 233H156V234H154ZM243 233V232H242ZM2 234V233H1ZM44 234H46V233H44ZM80 234V233H79ZM84 234H85V232H84ZM90 234V233H89ZM116 234H117V232H116ZM169 234H171V233H169ZM238 233L236 232L235 233V235H237ZM4 236H7V235H5V234H3ZM22 235V234H21ZM38 235H41V234H38ZM48 235V234H47ZM81 235V234H80ZM86 235V234H85ZM84 235V236H85ZM130 234H128V237H130L129 236ZM134 235H136V234H134ZM222 235H224L223 233H222ZM233 235V234H232ZM241 235V234H240ZM249 235V234H248ZM252 235V234H251ZM1 236V235H0ZM42 236V235H41ZM46 236V235H45ZM44 236V237H45ZM109 236V235H108ZM123 236H127V235H123ZM145 236V235H144ZM1 237H3V236H1ZM0 237V238H1ZM11 237V236H10ZM15 237H16V233H15ZM20 237V236H19ZM40 237V236H39ZM43 237V236H42ZM47 237V236H46ZM121 237H122V235H121ZM238 237H239V235H238ZM6 238V237H5ZM7 238H9L8 236H7ZM120 238V237H119ZM123 238V237H122ZM132 238V237H131ZM166 238H168V237H166ZM171 238V237H170ZM240 238V237H239ZM251 238H253V237H251ZM260 238V237H259ZM22 239V238H21ZM46 239V238H45ZM73 239V238H72ZM118 239V238H117ZM124 239H127V238H125L124 237ZM124 239H123V242H125L124 241ZM169 239V238H168ZM261 239V238H260ZM41 240V239H40ZM119 240H121V239H119ZM154 240H155V238H154ZM170 240V239H169ZM174 240V239H173ZM257 240V239H256ZM8 241V240H7ZM10 241H12V240H10ZM10 241H8V242H10ZM75 241V240H74ZM83 241V240H82ZM145 241H147L146 239L144 240V242ZM157 241V240H156ZM160 241V242H159ZM180 241V240H179ZM4 243H5V241H3ZM8 242H6V243H8ZM15 242H17V241H14V243ZM18 242H20V241H18ZM17 242V243H18ZM37 242H39V241H37ZM36 241H35V243H37ZM44 243H45V241H43ZM148 242V241H147ZM158 242H159V244H155V243H151L152 245H154V246H156V248H150L149 250H151V249H159V248H165V247H163L164 246V243L166 244V242H165V238H164V242H163V239H159L158 240ZM168 242V241H167ZM171 242V241H170ZM178 242V241H177ZM257 242V241H256ZM14 243H12V244H14ZM108 243V242H107ZM116 243V242H115ZM250 243H254V242H250ZM11 244V245H12ZM20 244L21 243H19V248H20ZM34 244V243H33ZM40 244V243H39ZM62 244V243H61ZM114 244V243H113ZM121 244H122V241H121ZM146 244V243H145ZM151 244H150V246H151ZM172 244V243H171ZM174 244V243H173ZM172 244V245H173ZM180 244V243H179ZM236 244V243H235ZM261 244H263V243H261ZM15 245V244H14ZM35 245V244H34ZM34 245H32L33 247H34ZM60 245V244H59ZM112 245V244H111ZM139 245V244H138ZM137 245V246H138ZM169 245H170V243H169ZM240 246H241V244H239ZM0 246H1V244H0ZM6 246V245H5ZM4 246V247H5ZM8 246H10V244L8 245ZM15 246H17V245H15ZM38 246H40V245H38ZM41 246H44L43 244L41 245ZM51 245L49 244V247H50ZM113 246V245H112ZM145 246V245H144ZM147 246V245H146ZM149 246V247H150ZM175 246V244L173 245V247ZM177 246V245H176ZM246 246H248V245H246ZM245 246V247H246ZM259 246V245H258ZM3 247V246H2ZM22 247V246H21ZM31 247V246H30ZM36 247H37V245H36ZM35 247V248H36ZM46 247H47V245H46ZM52 247V246H51ZM148 247V248H149ZM159 247V248H158ZM179 247V246H178ZM1 248V247H0ZM18 248V247H17ZM26 248H27V246H26ZM60 248H61V246H60ZM137 248V247H136ZM143 247H141V249H142ZM170 248H171V246H170ZM22 249V248H21ZM29 249V248H28ZM28 249H26V252H27V250ZM37 249V248H36ZM57 249V248H56ZM140 249V248H139ZM167 249H169L168 248V246H167ZM166 249V251H170L171 252V250L169 249V250H167ZM178 249H180V248H178ZM25 249L23 248V251H24ZM30 250V249H29ZM28 250V251H29ZM32 250V249H31ZM30 250V251H31ZM46 250V249H45ZM49 250H51V252H52V249L51 248H49ZM61 250V249H60ZM116 250V249H115ZM180 250V251H181ZM1 251V250H0ZM17 251H18V249H17ZM21 251V250H20ZM38 251H39V249H38ZM42 251H43V249H42ZM162 251H164L163 249H162ZM173 251H174V249H173ZM197 251H201L203 254H201L200 256L198 255V258L196 257V252ZM247 251V250H246ZM34 252V251H33ZM32 252V253H33ZM47 252H49V251H47ZM46 251H44V254L45 253H47ZM55 252H57V251H55ZM55 252H52V253H55ZM149 252H151L152 253V255H156L157 254V252H158V250H154V251H149ZM169 252V253H170ZM174 252H176V251H174ZM174 252H172V253H174ZM184 252V251H183ZM264 252V251H263ZM22 253V252H21ZM25 253V252H24ZM29 253V252H28ZM42 253V252H41ZM41 253H39V254H41ZM50 253V252H49ZM141 253H142V251H141ZM140 253V254H141ZM176 253H178V252H176ZM180 253V252H179ZM23 254V253H22ZM29 254H31V252L29 253ZM36 254V253H35ZM35 254H33V255H35ZM43 254V253H42ZM41 254V255H42ZM43 254V255H44ZM117 254V253H116ZM256 254V253H255ZM264 254V253H263ZM38 255V254H37ZM36 255V256H37ZM42 255V256H43ZM135 255V254H134ZM163 255V254H162ZM30 256V255H29ZM59 256V255H58ZM144 256V255H143ZM146 256H148V255H146ZM145 256V257H146ZM166 255H164V256H162L160 259H162V258H164ZM169 256H170V254H169ZM249 256H251V255H249ZM33 257H35V256H33ZM44 257V256H43ZM45 257H46V255H45ZM44 257V258H45ZM52 257V256H51ZM65 257H66V255H65ZM124 257V256H123ZM133 257V256H132ZM30 258V257H29ZM32 258V257H31ZM30 258V259H31ZM36 258V257H35ZM48 258H50V256H49V254H48ZM47 258V259H48ZM58 258H60V257H58ZM137 258V257H136ZM139 258V257H138ZM142 258H144V257H141L138 261H137V264H145V263H143V260L144 259H142ZM167 258H169L168 257V255H167ZM27 259V258H26ZM29 259V260H30ZM34 259V258H33ZM61 259H63V257L61 258ZM65 259V258H64ZM129 259V258H128ZM146 259V258H145ZM187 259V258H186ZM185 259V260H186ZM44 260V259H43ZM45 260H46V258H45ZM103 260H104V258H103ZM125 260V259H124ZM164 260H167V259H164ZM242 260V259H241ZM41 261V260H40ZM57 261V260H56ZM59 261V260H58ZM57 261V262H58ZM123 261V260H122ZM163 261V260H162ZM187 261V260H186ZM47 262V261H46ZM118 262V261H117ZM120 262V261H119ZM127 262V261H126ZM125 262V263H126ZM132 262V261H131ZM130 262V263H131ZM167 262V261H166ZM177 262V261H176ZM175 262V263H176ZM238 262V261H237ZM236 262V263H237ZM244 262V261H243ZM245 262H247V261H245ZM251 262V261H250ZM38 263V262H37ZM54 263H56V262H54ZM129 263V261H128V264H130ZM149 263V262H148ZM168 263V262H167ZM166 263V264H167ZM174 263V264H175ZM178 263H179V261H178ZM194 263V262H193ZM242 263V262H241ZM240 263V264H241ZM33 264V263H32ZM48 264H51V263H48ZM120 264V263H119ZM123 264V263H122ZM170 264V263H169ZM180 264H183V260L181 261V263ZM247 264V263H246ZM252 264V263H251Z\"/></svg>",
  "mask_w": 264,
  "mask_h": 264
},
{
  "label": "built area",
  "instance_id": "3",
  "mask_svg": "<svg viewBox=\"0 0 264 264\" xmlns=\"http://www.w3.org/2000/svg\"><path fill=\"white\" fill-rule=\"evenodd\" d=\"M0 44H1V42H0ZM9 86L10 85H7V89H10L11 88V86H10V88H9ZM14 88L16 90H21L22 89V85H19V84L14 85ZM26 91H27V93L29 95H31L37 101H41L42 102V101H45L46 100V98H44V96L41 93V91L39 89L35 88L34 86H28V88H26ZM1 150H4L3 149V142L0 143V153H1Z\"/></svg>",
  "mask_w": 264,
  "mask_h": 264
}]
</instances>
